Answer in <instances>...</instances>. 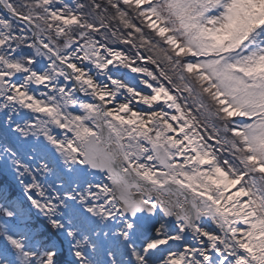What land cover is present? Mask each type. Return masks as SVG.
<instances>
[{
    "label": "snow or ice",
    "instance_id": "6c2138e0",
    "mask_svg": "<svg viewBox=\"0 0 264 264\" xmlns=\"http://www.w3.org/2000/svg\"><path fill=\"white\" fill-rule=\"evenodd\" d=\"M0 264H264V0H0Z\"/></svg>",
    "mask_w": 264,
    "mask_h": 264
}]
</instances>
